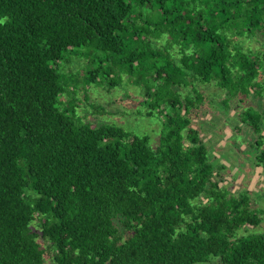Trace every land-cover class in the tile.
Segmentation results:
<instances>
[{
  "label": "trees",
  "instance_id": "trees-1",
  "mask_svg": "<svg viewBox=\"0 0 264 264\" xmlns=\"http://www.w3.org/2000/svg\"><path fill=\"white\" fill-rule=\"evenodd\" d=\"M243 37L264 40V0H0V264H264V212L194 125L214 87L264 146ZM123 88L156 145L107 120Z\"/></svg>",
  "mask_w": 264,
  "mask_h": 264
},
{
  "label": "rangeland",
  "instance_id": "rangeland-1",
  "mask_svg": "<svg viewBox=\"0 0 264 264\" xmlns=\"http://www.w3.org/2000/svg\"><path fill=\"white\" fill-rule=\"evenodd\" d=\"M239 42L247 48L253 50H261L264 53V40L259 41L257 38L248 39L243 37L239 39ZM73 64H70L72 67ZM219 89L214 87H208L204 89L205 103L203 108L199 112V116L196 119L195 128H201V137L207 146L211 161L216 165L225 166L224 175L226 176V182L223 185H228L232 191L237 192H249V196L252 201V208L257 212H264V167L256 163L257 156L262 154L264 146L259 149L256 145L258 137L252 133L251 129L242 124L239 121L238 116H235V104L234 109L229 112H224L221 100L225 98L224 93H219ZM119 96H111L101 102L107 106L108 113H122L120 115H112L107 118L110 121L117 123L125 130L134 132L141 135H148L151 137V143L156 145L159 141L162 127L156 118H147L138 116V113L134 110L137 109L136 105H132V100L126 99V94L134 95L135 92L130 88L123 90L120 89ZM131 96V97H132ZM138 96V95H134ZM141 99V98H140ZM139 99V100H140ZM92 99L90 101H94ZM212 103V104H211ZM79 106H86V112H92L91 108L84 101L78 104ZM249 105L256 110L263 108L262 102L255 98H250ZM136 106V107H135ZM128 107V108H124ZM124 108V110H122ZM145 110V109H144ZM143 110V112H145ZM129 111V112H127ZM81 114H84L85 110H81ZM92 121L97 123L99 118L97 116H88L86 121ZM109 122V121H108ZM263 131H264V119ZM264 136V132H263ZM221 156L219 157V153ZM225 161L228 165H225ZM237 168V176L233 175L232 169ZM244 172L248 173V177L244 176L242 180L241 175ZM238 183L236 188L237 182ZM236 189H235V188ZM264 219V215L262 216ZM257 231H264V222L260 225ZM50 258L46 257L44 264H54ZM215 261V259L213 260ZM216 262H210L207 264H215Z\"/></svg>",
  "mask_w": 264,
  "mask_h": 264
},
{
  "label": "crops",
  "instance_id": "crops-1",
  "mask_svg": "<svg viewBox=\"0 0 264 264\" xmlns=\"http://www.w3.org/2000/svg\"><path fill=\"white\" fill-rule=\"evenodd\" d=\"M218 153H219V152H218ZM218 156L220 157V156H221V153H219ZM223 162H225V161H222V163H223ZM225 165H228V164L225 162ZM231 169H232V173H233V175L237 176L239 167H238V169H237V168H233V167H231ZM244 176H245V177H248V173H247V172H244V174L241 175L242 180L244 179ZM241 182H243V181L237 182V184H236V188H237V186H238V183H241ZM234 188H235V187H234ZM236 188H235V189H236Z\"/></svg>",
  "mask_w": 264,
  "mask_h": 264
}]
</instances>
